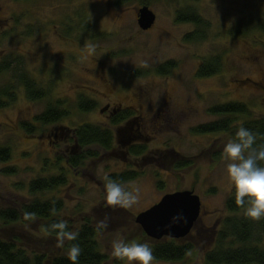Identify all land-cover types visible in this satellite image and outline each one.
<instances>
[{
  "label": "rangeland",
  "instance_id": "374dc122",
  "mask_svg": "<svg viewBox=\"0 0 264 264\" xmlns=\"http://www.w3.org/2000/svg\"><path fill=\"white\" fill-rule=\"evenodd\" d=\"M143 6L141 0H0V66L19 63L48 92L45 100L31 102L17 87L15 73L0 76V89L11 81L16 88L14 101L0 109V145L10 151V159L0 162V210L37 198L60 201L61 220L75 226L86 220L97 230L103 264H121L111 255L113 240L146 242L134 217L167 194L191 191L203 208L201 221L183 239L192 242L193 251L182 261L154 264H205L222 222L232 216L225 209L233 186L223 151L232 139L195 130L224 118L210 113L216 106L247 107V115L233 118L234 126L264 117V33L259 30L264 0H150L146 6L156 21L149 32L137 25ZM187 10L201 18V29L177 20ZM197 32L204 38L186 39ZM214 58L219 73L199 78L201 65ZM82 99L93 107L81 110ZM58 101L69 114L65 120L50 126L34 121ZM124 112L132 113L126 117L133 118L130 128L140 138L126 145L118 131L131 120L116 122ZM83 125L110 132L111 148L92 145L73 153L71 132ZM139 147L146 150L143 155H130ZM72 156H84L76 169L68 167ZM62 170L64 187L30 196L31 182ZM129 172L136 178L124 184L138 186L140 200L113 210L103 178ZM105 217L110 221L103 229ZM37 228L36 222L0 225V237H20L21 245L34 251L46 240Z\"/></svg>",
  "mask_w": 264,
  "mask_h": 264
},
{
  "label": "trees",
  "instance_id": "16d2710c",
  "mask_svg": "<svg viewBox=\"0 0 264 264\" xmlns=\"http://www.w3.org/2000/svg\"><path fill=\"white\" fill-rule=\"evenodd\" d=\"M148 1L150 0H141L144 6L147 5ZM177 20L180 22L186 21L198 29L202 28L201 18L196 13L188 10L181 12L177 16ZM203 27L205 26L203 25ZM259 30L264 33V24L261 28L259 27ZM203 38L200 32H197L188 35L186 39L192 41ZM10 62H5L3 66H0V76L11 72L12 74L15 73V77H13L17 82V87L24 90V94L29 101L45 100L48 92L39 87L23 70L19 69V63ZM13 64L14 68H12ZM219 71V60L214 58L201 65L197 76L199 78L212 77L217 75ZM10 83V86L0 89V109L5 108L8 103L14 101L16 88L12 86L14 85L13 81ZM80 101L82 102H78V105L81 110H90L93 107V105H89L90 103L83 99ZM63 104V101L49 104L43 113L34 118V121L41 126H50L62 122L69 115ZM210 113L224 118L219 122L198 127L195 133L203 135L227 134L231 139H234L236 130L240 125H243L259 134L257 144H264V117L247 119L236 126L233 124L235 122L233 118L247 115V107L245 105L233 103L216 106L211 109ZM23 127L27 132H31V128H27V125H23ZM76 129L71 132L74 152L79 149L83 151L92 145H97L103 150H109L113 144L111 133L97 126L83 125ZM131 134L133 135L132 137L140 139L135 132ZM145 151L144 147L132 148L130 155H143ZM80 158L84 160V156ZM80 158L79 156L70 157L68 167L76 169L79 166ZM9 159L10 151L0 145V162L5 163ZM261 165L264 166V162H261ZM14 172L15 170H8L7 173ZM112 178L118 182L126 183L133 181L136 178V174L129 172L124 175L112 176ZM66 183L65 172L62 170L58 176H50L31 182L28 186V191L30 196L43 195L59 190ZM62 208L63 204L60 201L37 198L30 200V202L20 206L18 209L0 210V225L4 229L14 227L23 222H36L38 224L37 231L46 239L43 243L41 242L42 244L38 245L39 249L31 251L26 246L21 245L20 237L19 239L15 236H9L12 231L9 230L8 238L0 237V264H71L67 258V253L72 243H78L82 249L79 264H103L105 257L99 252L97 246V230L93 228V225L89 224V221L85 220V224L81 226L68 223L70 230L79 232V238L74 242L65 240L63 248L57 247V230L52 229L51 225L61 220L58 215ZM225 209L232 216L222 222L214 249L207 252L204 257L205 264H264V247L261 246L264 241V219L255 221L244 216L242 207L235 202L234 188L225 203ZM195 228L196 225L193 230ZM207 231L206 229L205 232ZM142 237L146 239V242L153 249L154 262H179L184 260L194 249L191 241L163 239L160 242L150 243L144 233H142ZM210 241H212L211 237ZM40 249L47 250V252L40 251Z\"/></svg>",
  "mask_w": 264,
  "mask_h": 264
},
{
  "label": "clouds",
  "instance_id": "9594fccd",
  "mask_svg": "<svg viewBox=\"0 0 264 264\" xmlns=\"http://www.w3.org/2000/svg\"><path fill=\"white\" fill-rule=\"evenodd\" d=\"M94 51V49H93ZM258 133L240 125L235 138L224 146L227 176L235 190V202L243 209L246 218L259 221L264 219V144H257ZM106 203L113 210L129 209L140 200V188L118 182L111 176H105ZM183 217H174L177 221ZM110 218L105 217L99 227L106 229ZM57 230V247L63 248L65 240L77 241L79 232L69 229L68 221L60 220L51 225ZM82 249L78 243H72L67 253L71 264H79ZM111 255L124 264H154L153 249L147 242L115 239L111 244Z\"/></svg>",
  "mask_w": 264,
  "mask_h": 264
},
{
  "label": "water",
  "instance_id": "95a60500",
  "mask_svg": "<svg viewBox=\"0 0 264 264\" xmlns=\"http://www.w3.org/2000/svg\"><path fill=\"white\" fill-rule=\"evenodd\" d=\"M155 21L156 16L149 7L143 6L137 11V25L141 31L152 29ZM201 209V200L193 192H175L163 196L158 204L134 217V222L151 240H183L200 219ZM181 216L183 219L173 220Z\"/></svg>",
  "mask_w": 264,
  "mask_h": 264
},
{
  "label": "flooded vegetation",
  "instance_id": "af4514ba",
  "mask_svg": "<svg viewBox=\"0 0 264 264\" xmlns=\"http://www.w3.org/2000/svg\"><path fill=\"white\" fill-rule=\"evenodd\" d=\"M150 30H152V29H150ZM149 30V31H150ZM149 31H147V32H149ZM106 109H110V107L109 106H107L106 108H105V110ZM102 112H104V111H102ZM119 111L118 110H116V109H113V111H112V113L114 114V113H118ZM132 114L131 112H124L123 113V118H121V119H119L118 121H116V122H118V123H120L122 120V122H124V123H126L127 121H128V119H132L133 120V118H129V117H126V114ZM131 120V122L129 123V125L127 126V128H124V129H121V130H119L118 131V134L120 135V136H122L123 137V139H120V140H122L121 141V143L123 144V145H126V144H130L131 143V141H133V140H138V139H136L135 137H132L133 135L131 134V133H133V132H135L134 130H132V128H130L131 127V125H132V123L133 122H135V121H132ZM136 134H139L138 132H136ZM138 138V137H137ZM113 141H114V137H113ZM72 149V148H71ZM72 152L73 153H78V152H80V149L79 150H77L76 152H74L73 151V149H72ZM163 198V197H162ZM161 198V199H162ZM160 199V200H161ZM160 202V201H159ZM158 202V203H159ZM157 203V204H158ZM156 205V204H155ZM154 206V205H153ZM152 206V207H153ZM151 208V207H150ZM150 208H148V209H150ZM147 209V210H148ZM202 212H203V208L201 209V214H200V218H201V215H202ZM201 221V219H199V221L198 222H200ZM138 226V225H137ZM138 228H139V226H138ZM143 233V232H142ZM146 237V236H145ZM146 238H148V237H146ZM149 239V238H148ZM163 239H166V240H172V239H167V238H163ZM162 239V240H163ZM150 241V243H152V242H160V241H162V240H160V241H154V240H151V239H149ZM187 240V239H186ZM186 240H174V241H186Z\"/></svg>",
  "mask_w": 264,
  "mask_h": 264
}]
</instances>
